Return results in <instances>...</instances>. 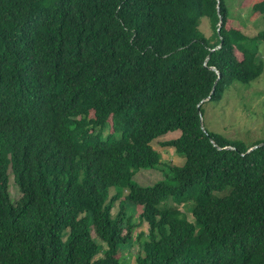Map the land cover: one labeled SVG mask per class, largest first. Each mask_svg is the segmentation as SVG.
<instances>
[{"label":"trees","instance_id":"obj_1","mask_svg":"<svg viewBox=\"0 0 264 264\" xmlns=\"http://www.w3.org/2000/svg\"><path fill=\"white\" fill-rule=\"evenodd\" d=\"M228 16L225 0H0V264H130L134 242V264H264V142L200 119L263 71L264 29ZM176 130L163 145L183 164L139 184Z\"/></svg>","mask_w":264,"mask_h":264},{"label":"rangeland","instance_id":"obj_2","mask_svg":"<svg viewBox=\"0 0 264 264\" xmlns=\"http://www.w3.org/2000/svg\"><path fill=\"white\" fill-rule=\"evenodd\" d=\"M228 8V21L226 26L239 29L248 36L256 35L264 29V22L261 16L252 15L250 6L245 0H225ZM252 13V14H251ZM209 21L204 19L201 29L207 33ZM240 58L241 54L236 52ZM257 57L264 63V41L258 45ZM202 121L204 127L209 131L219 132L230 139H240L251 144L255 141L264 142V66L260 76L249 85L233 83L229 85L223 97L217 101L205 102L202 110ZM180 131L168 132L165 135L151 142L154 150L160 155V166L158 168L135 170L134 179L142 185L152 184L161 179L162 167L164 163L181 165L184 158L177 154L174 147L163 145L164 141L176 138ZM10 170V169H9ZM8 190L13 201L17 200L21 193L18 190L12 173H9ZM114 193V188L110 189V194ZM181 207V206H180ZM118 210L117 201L112 209L114 215ZM189 215V214H188ZM190 217V215H189ZM191 218V217H190ZM134 221L137 216L134 213ZM143 230L146 232L147 224L142 223L135 228V232ZM93 236L95 237L94 232ZM96 238V237H95ZM129 251L122 252L130 255L129 262L134 264V254L138 250V245L134 242Z\"/></svg>","mask_w":264,"mask_h":264},{"label":"water","instance_id":"obj_3","mask_svg":"<svg viewBox=\"0 0 264 264\" xmlns=\"http://www.w3.org/2000/svg\"><path fill=\"white\" fill-rule=\"evenodd\" d=\"M217 11L219 12V5L217 6ZM220 45H221V43H220ZM220 45H219V47H220ZM212 50H213V49H212ZM207 59H208V56H207V58H206V61H207ZM212 69H214V68H212ZM200 103H201V102H200ZM200 103L197 105V108H198V109L200 108ZM200 119H201V117H200ZM260 144H261V143H260ZM260 144H257V145H254V146L250 147V148L248 149V151H250V150L256 148V147L259 146Z\"/></svg>","mask_w":264,"mask_h":264},{"label":"bare ground","instance_id":"obj_4","mask_svg":"<svg viewBox=\"0 0 264 264\" xmlns=\"http://www.w3.org/2000/svg\"><path fill=\"white\" fill-rule=\"evenodd\" d=\"M245 44V43H244ZM28 69V68H27ZM32 78V77H31ZM20 87V86H19ZM228 87V86H227ZM40 89V88H39ZM41 95V94H40ZM28 112V111H27ZM116 198V197H115ZM90 203V202H89ZM184 203V202H183ZM110 204V203H109ZM96 212V211H95ZM112 212V211H111ZM90 215V214H89ZM95 215V214H94ZM178 215V214H177ZM198 221V220H197ZM180 222V221H179ZM179 225H180V223H179ZM183 225H185V224H183ZM182 225V226H183ZM189 226V225H188ZM211 228V227H210ZM180 229V228H179ZM212 229V228H211ZM189 230V229H188ZM201 236V235H200ZM198 237V236H197ZM210 238V237H209Z\"/></svg>","mask_w":264,"mask_h":264},{"label":"clouds","instance_id":"obj_5","mask_svg":"<svg viewBox=\"0 0 264 264\" xmlns=\"http://www.w3.org/2000/svg\"><path fill=\"white\" fill-rule=\"evenodd\" d=\"M201 125H203V124H202V117H201Z\"/></svg>","mask_w":264,"mask_h":264}]
</instances>
